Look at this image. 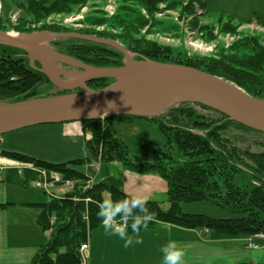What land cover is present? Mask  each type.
Listing matches in <instances>:
<instances>
[{
    "label": "trees",
    "instance_id": "1",
    "mask_svg": "<svg viewBox=\"0 0 264 264\" xmlns=\"http://www.w3.org/2000/svg\"><path fill=\"white\" fill-rule=\"evenodd\" d=\"M90 1L24 0L19 4L23 17L18 31L32 33L35 30L25 28L28 24L39 23L52 16L72 15L86 7ZM207 1L124 0L111 18H86L84 24L106 26L108 30L97 32L87 29L76 33L115 40L133 53L137 60L199 69L231 81L264 101V48L259 37H246L219 57L204 58L190 57L181 50L148 42L144 36H140L141 30L148 26L143 10L153 17L157 7L166 4L171 10L183 7L184 12L193 14L196 6L206 10ZM185 2L187 5L184 8ZM254 18L264 27V18ZM225 21L228 25H225L224 31H229L230 24L237 22L234 17L218 18L219 23ZM159 25L161 23L155 22L153 26ZM46 28L56 33L72 32L54 24ZM57 45L63 46L64 54L89 66H122L123 54L107 45L78 39H67ZM36 66L39 67L38 64ZM113 82V79H97L88 83V87L100 90ZM48 86L53 87L45 75L31 68L24 52L0 45V103L37 98L44 90L47 91ZM111 121L124 124L149 122L161 133L164 144L131 156L129 146L113 133L109 124ZM82 128L87 151L84 158L53 163L17 152L2 151L5 158L21 163L32 162L36 167L59 172L65 180L76 182L71 192L33 205L40 209L38 224L42 231L51 230V235L31 264H81L79 249L88 243L91 232L102 225L97 212L99 203L104 200L103 194L108 192L114 200L129 197L117 187L100 181H95L91 188L82 190L89 178L70 166L94 161L119 162L133 173L157 175L167 183L168 209L163 210L162 202L148 201L149 210L154 213L155 219L146 230L154 229L159 224H168L185 230L205 232L212 243L250 240L259 246L264 245V150L242 151L230 138L233 131L264 134L232 121L213 109L192 103L180 105L164 115L152 118L116 115L85 121L82 122ZM36 177V173L30 170L19 173L18 169H13L5 174L3 180L29 186ZM251 179L256 181V185L250 190ZM86 199L90 201L86 202ZM204 200L226 209L233 216L213 219L183 212V203ZM52 218L55 219L54 224L51 223Z\"/></svg>",
    "mask_w": 264,
    "mask_h": 264
},
{
    "label": "water",
    "instance_id": "2",
    "mask_svg": "<svg viewBox=\"0 0 264 264\" xmlns=\"http://www.w3.org/2000/svg\"><path fill=\"white\" fill-rule=\"evenodd\" d=\"M58 39H78L113 47L123 54V65H86L48 47ZM0 45L24 52L31 68L45 75L56 88L67 92L55 97L0 103V137L35 126L116 115L152 118L185 102L213 109L264 134L263 100L231 81L193 67L134 59L115 40L76 32L15 34L0 31ZM58 62L77 69H63L57 66ZM97 79H113L114 82L100 90L90 89L87 84Z\"/></svg>",
    "mask_w": 264,
    "mask_h": 264
},
{
    "label": "rangeland",
    "instance_id": "3",
    "mask_svg": "<svg viewBox=\"0 0 264 264\" xmlns=\"http://www.w3.org/2000/svg\"><path fill=\"white\" fill-rule=\"evenodd\" d=\"M22 1L24 0H0V29H3L5 32L21 34L18 31V28L20 27L23 17V11L19 6ZM123 1L124 0H91L86 7L79 9L72 15L52 16L45 21L35 24H28L25 28L35 30L34 32L49 31L46 27L52 26L54 24L70 29L72 32L87 29H92L97 32H104L108 30L106 26H90L88 24H84L86 18L101 16L111 18L118 12ZM211 1L213 0H208L207 4L209 5L210 3L211 5ZM186 5L187 2L183 4L184 8ZM210 8H212V10H205L196 6V11L193 14H188L183 11V7L178 10H171L166 4H160L155 10L153 17L147 15L146 11L143 10L142 14L148 20V26L141 30L140 36H144V39L148 42H152L171 49L181 50L190 57L198 56L204 58H217L222 53H224V51L230 50L236 42L241 41L246 37H259L260 43L264 48V27L259 25L257 20L254 18H264V0H214V7ZM221 16L234 17L237 22L235 21L234 23L230 24L231 29H229V31H224L223 28H225V25L227 26L228 24L226 21L223 23L218 22V18ZM155 22H159L161 25L154 27L153 25ZM232 27L235 29H232ZM110 32L113 31L110 30ZM65 40L67 39L55 40L54 42L50 43L48 47L63 55H66L63 53V46L57 45L58 43H62ZM131 55L134 59H136V56H134L133 53H131ZM75 60L83 63L80 60ZM57 66L66 70L77 69L76 67L64 62H58ZM52 86L53 87L48 86L47 91L44 90L43 93L39 95V97L32 99L55 97L67 93L66 91H61L60 89L56 88L54 85ZM185 104L189 103H180L169 108L160 115H164L172 109ZM56 126L57 125L35 126L1 136L0 159L6 160L7 162L0 163V178L4 179V176L7 174V172L13 169H18L17 165L15 164V160L5 158L4 155H2V151L4 150L9 152H17L29 157L38 158L53 163H65L77 158H84L83 156L86 150L85 137L67 138L55 128ZM116 129L117 132L121 134V137L119 138L129 146L131 156L140 154V148L146 146L147 148H159L163 146L164 138L161 136L160 132L155 131L153 134H151L149 140H145L140 143L139 139L136 137V132L132 131L133 129L127 128V126H119V128ZM230 135L234 145L242 151L259 152L264 150L263 135L243 132L239 133L237 131L231 132ZM99 162L102 161H97V164ZM92 164L93 163H83L71 165L70 167L84 174H86L87 170L93 176L96 173V167L98 168L99 165L96 164L93 167L91 166ZM36 179H38V177H36ZM255 185L256 181L251 179L249 182V189H253ZM25 188L32 189L30 193H33V191L36 190L33 184H30ZM65 190V188L61 187L54 189L56 194L59 196L65 195ZM37 193L40 195V202L48 199V196L45 192L39 190ZM104 199H109L106 193L104 195ZM165 201L166 203L163 205V210L168 209L167 197ZM182 209L186 214L204 215L213 219H226L233 216L226 209L207 200L183 203ZM93 232L94 230L91 233L93 234ZM202 233V240H205V242L208 243L211 242L208 239V235L205 236V232ZM154 241V238H148L144 239L143 243L141 244H133L135 246L139 245L141 247L140 250L143 254L144 264H146L147 260L151 258V247L156 246ZM250 249L254 248L250 247ZM80 251H82L81 248L79 249L81 257ZM110 257L113 258V253L110 255ZM83 258L81 257V264H98V259L96 257H91V259ZM262 264L264 263L262 262Z\"/></svg>",
    "mask_w": 264,
    "mask_h": 264
},
{
    "label": "crops",
    "instance_id": "4",
    "mask_svg": "<svg viewBox=\"0 0 264 264\" xmlns=\"http://www.w3.org/2000/svg\"><path fill=\"white\" fill-rule=\"evenodd\" d=\"M210 7H214V0L211 1V5L207 4V10H212ZM109 124L118 137H121L116 129L119 126L133 129L140 143L149 140L155 131L159 132L154 125L146 121L130 124L111 121ZM55 128L67 138L84 137L82 122L59 124ZM152 149L154 148L146 146L140 148L139 153ZM86 152L85 150L83 157L86 156ZM92 163L91 166L94 167L97 161ZM97 165L99 167H96L93 176L86 170L85 175L93 181L117 187L129 197L139 194L147 196L148 201L166 203L168 186L159 176L133 173L119 162H99ZM25 187L5 182L0 178V264H31L40 248L50 239L51 231H42L38 224L40 209L33 206L44 201L48 202L50 197L47 195L48 199L40 202V195L37 193L39 190L30 193L32 189ZM106 194L110 198V194L108 192ZM104 195L105 193L103 198ZM102 226L103 224L91 234L87 243L88 249L84 253L85 259L96 257L98 264H144L139 245L124 247L122 240L106 234ZM202 234L200 231L185 230L168 224H159L154 229L142 230L143 240L154 238L156 244L151 247L152 255L146 264H161L160 247L170 239L182 242V246L186 249V264L264 263V246L255 250L250 249L249 241L246 240L208 243L202 240ZM112 253L113 258L110 257Z\"/></svg>",
    "mask_w": 264,
    "mask_h": 264
},
{
    "label": "clouds",
    "instance_id": "5",
    "mask_svg": "<svg viewBox=\"0 0 264 264\" xmlns=\"http://www.w3.org/2000/svg\"><path fill=\"white\" fill-rule=\"evenodd\" d=\"M147 201V196L139 194L122 199L102 200L98 205L97 215L102 221L105 233L118 237L123 241L124 247L143 243L141 230H146L155 219ZM160 252L161 264H186V249L180 241H166L161 245Z\"/></svg>",
    "mask_w": 264,
    "mask_h": 264
},
{
    "label": "built area",
    "instance_id": "6",
    "mask_svg": "<svg viewBox=\"0 0 264 264\" xmlns=\"http://www.w3.org/2000/svg\"><path fill=\"white\" fill-rule=\"evenodd\" d=\"M1 8V7H0ZM19 166V164H17ZM21 167L18 168L19 173H22L24 170H30L31 172L36 173L38 179L33 182V186L37 189L43 190L50 197H61L55 193L54 189L61 187L65 188V194L74 190L75 181L73 180H65L63 175L59 172L43 169L36 167L32 162L22 163ZM93 186V180L89 179L86 184L83 186L82 190L85 191ZM86 202H89L90 199H86ZM51 223H55V219H51ZM249 247L257 249L259 246L255 244H250ZM88 249V245H82L81 247V257L85 259V251Z\"/></svg>",
    "mask_w": 264,
    "mask_h": 264
},
{
    "label": "bare ground",
    "instance_id": "7",
    "mask_svg": "<svg viewBox=\"0 0 264 264\" xmlns=\"http://www.w3.org/2000/svg\"><path fill=\"white\" fill-rule=\"evenodd\" d=\"M1 162L3 163V162H7V161H6V160H2V159H0V163H1ZM15 164H16V165L19 164V166L17 165L18 168H23V167H21V165H22L21 162L16 161Z\"/></svg>",
    "mask_w": 264,
    "mask_h": 264
}]
</instances>
